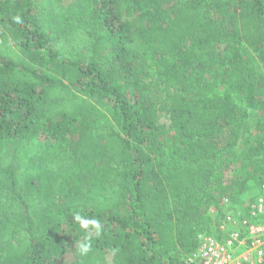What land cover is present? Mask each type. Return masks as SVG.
Returning a JSON list of instances; mask_svg holds the SVG:
<instances>
[{
	"label": "trees",
	"instance_id": "16d2710c",
	"mask_svg": "<svg viewBox=\"0 0 264 264\" xmlns=\"http://www.w3.org/2000/svg\"><path fill=\"white\" fill-rule=\"evenodd\" d=\"M263 183L264 0H0V264H193Z\"/></svg>",
	"mask_w": 264,
	"mask_h": 264
},
{
	"label": "built area",
	"instance_id": "2783aa9c",
	"mask_svg": "<svg viewBox=\"0 0 264 264\" xmlns=\"http://www.w3.org/2000/svg\"><path fill=\"white\" fill-rule=\"evenodd\" d=\"M197 238L193 264H264V183L247 212L226 213Z\"/></svg>",
	"mask_w": 264,
	"mask_h": 264
},
{
	"label": "rangeland",
	"instance_id": "374dc122",
	"mask_svg": "<svg viewBox=\"0 0 264 264\" xmlns=\"http://www.w3.org/2000/svg\"><path fill=\"white\" fill-rule=\"evenodd\" d=\"M102 115V114H100ZM256 117H260V115H257ZM162 122H164V124L166 126H170V122L166 119V118H162ZM230 176H228L229 178ZM231 194L235 195L236 197L233 198L231 197ZM253 197L252 194H248L246 195V192L240 193V194H236V192H231V190H228L227 192L224 193L223 196V203L222 205L225 207H227L230 204H236V201L238 200L240 202V200H243L245 203H247L251 198ZM233 206V205H232ZM232 208V207H230ZM213 212V223L215 221H218L221 219V215L216 213V211H212ZM213 226V224H212ZM211 226V228H212ZM72 245L69 246V251L67 253H65L63 256H58L54 258V263L53 264H71L74 261V255L72 253ZM113 256L112 255H108L107 257V262L106 264H114L113 262Z\"/></svg>",
	"mask_w": 264,
	"mask_h": 264
}]
</instances>
